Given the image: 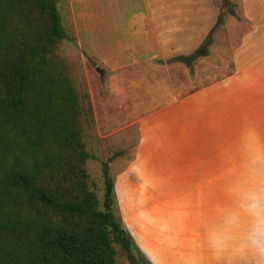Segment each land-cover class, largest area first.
<instances>
[{"label":"crops","instance_id":"0c3cea01","mask_svg":"<svg viewBox=\"0 0 264 264\" xmlns=\"http://www.w3.org/2000/svg\"><path fill=\"white\" fill-rule=\"evenodd\" d=\"M55 1L81 55L113 72L191 54L222 0H209L216 13L208 23L199 15L205 0ZM231 1L247 22L232 72L178 96L168 91L148 108L133 160L114 181L123 224L151 264H209L204 224L228 203L224 186L264 152V0ZM197 26L202 38L190 47ZM125 178L132 184L120 197Z\"/></svg>","mask_w":264,"mask_h":264},{"label":"trees","instance_id":"16d2710c","mask_svg":"<svg viewBox=\"0 0 264 264\" xmlns=\"http://www.w3.org/2000/svg\"><path fill=\"white\" fill-rule=\"evenodd\" d=\"M220 20L172 61L205 56ZM64 35L55 0H0V264H116L119 254L151 264L118 211L112 158L100 161V190L87 172L98 159L79 137L76 91L54 54Z\"/></svg>","mask_w":264,"mask_h":264},{"label":"rangeland","instance_id":"374dc122","mask_svg":"<svg viewBox=\"0 0 264 264\" xmlns=\"http://www.w3.org/2000/svg\"><path fill=\"white\" fill-rule=\"evenodd\" d=\"M58 1L62 3V0ZM213 5L221 20L210 34L205 56L194 60L189 67L173 62V58H161L113 72L103 70L101 66V72L96 71L97 64L81 55L62 8L58 9L56 5L65 35L55 44L54 54L61 60L76 91L79 137L85 148L98 159L86 163L90 178L97 183V190L101 187L100 161L112 158L109 168L115 182L132 162L138 140L137 121L148 113V108L162 103L168 91H175L178 96L232 72V50L245 33L247 22L241 8L231 0L214 1ZM214 6L209 0L201 2L199 15L205 17L207 23L216 13ZM190 35L188 43L192 47L196 39L202 38V26L192 28ZM131 182L126 178L119 182L120 197L128 193L126 190ZM116 201L120 213L117 198ZM133 210L128 209V212ZM137 257L141 260L140 256ZM116 264L129 263L119 254Z\"/></svg>","mask_w":264,"mask_h":264},{"label":"clouds","instance_id":"9594fccd","mask_svg":"<svg viewBox=\"0 0 264 264\" xmlns=\"http://www.w3.org/2000/svg\"><path fill=\"white\" fill-rule=\"evenodd\" d=\"M223 191L228 203L204 224L209 264H264V152Z\"/></svg>","mask_w":264,"mask_h":264},{"label":"water","instance_id":"95a60500","mask_svg":"<svg viewBox=\"0 0 264 264\" xmlns=\"http://www.w3.org/2000/svg\"><path fill=\"white\" fill-rule=\"evenodd\" d=\"M96 71H99V72H101V70H100V68H99V67H96Z\"/></svg>","mask_w":264,"mask_h":264}]
</instances>
